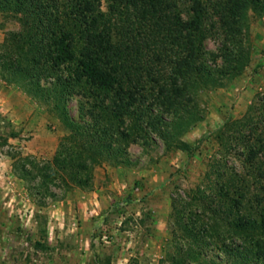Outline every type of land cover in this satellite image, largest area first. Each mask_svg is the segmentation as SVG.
Here are the masks:
<instances>
[{"label":"trees","instance_id":"1","mask_svg":"<svg viewBox=\"0 0 264 264\" xmlns=\"http://www.w3.org/2000/svg\"><path fill=\"white\" fill-rule=\"evenodd\" d=\"M251 14L264 15V0H0V16L20 26L0 47V74L53 104L70 131L53 160L23 159L24 177H39L42 186L89 188L102 160L124 164L128 146L148 144L152 134L186 155L188 171L203 145L215 134L225 138L230 124L181 139L202 119L200 91L221 87L246 68L264 70V51L253 65L247 45ZM209 25L222 35L219 53L206 50ZM74 95L82 98L80 121L67 108ZM0 121L7 119L0 114ZM233 125L232 139L244 144V175L218 183L215 197L199 187L192 196L197 210L176 212L172 233L189 238L188 249L179 245L178 264L197 262L206 237L221 243L234 263L264 264V94ZM18 137L11 129L0 144ZM14 231L25 232L20 225ZM27 233L37 250L52 249L45 229L38 240Z\"/></svg>","mask_w":264,"mask_h":264},{"label":"rangeland","instance_id":"2","mask_svg":"<svg viewBox=\"0 0 264 264\" xmlns=\"http://www.w3.org/2000/svg\"><path fill=\"white\" fill-rule=\"evenodd\" d=\"M19 28L15 19L0 16V47ZM208 29L206 50L219 53L222 35L210 25ZM247 38L255 65L257 55L264 51V15L251 14ZM207 61L211 63L210 56ZM6 77L0 74V114L12 126L0 121V138L11 129L19 137L0 144V264H178L179 245L188 249L184 243L189 238L173 235L176 212L197 210L192 196L199 187L215 197L218 183L232 174L244 175V144L232 139L238 129L233 123L242 120L264 94V70L255 74L253 68L223 80L221 87L200 91L197 104L202 119L181 139L194 141L227 122L231 126L227 125L225 138L215 134L203 145L188 171L186 155L152 134L148 144L140 141L128 146L120 158L124 164L102 160L89 188L71 184L69 189L60 182L42 186L39 177H24L23 159L32 157L40 164L53 160L70 131L53 104L42 102ZM81 99L74 95L67 100L76 121H80ZM25 169L35 173L30 164ZM135 181L142 186L135 187ZM152 190L154 194L148 196ZM128 195L136 201L127 202ZM17 225L25 232L16 233ZM42 229L52 248L48 252L37 250L28 238L27 231H31L33 239H41ZM206 241L199 260L186 264H237L221 243L209 242L207 237ZM225 241L231 243L228 238ZM240 244L237 240L233 246Z\"/></svg>","mask_w":264,"mask_h":264}]
</instances>
